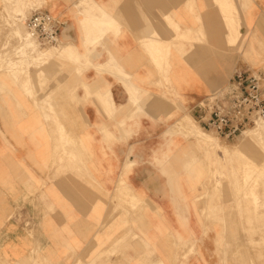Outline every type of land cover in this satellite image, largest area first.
Masks as SVG:
<instances>
[{
    "label": "crops",
    "instance_id": "1",
    "mask_svg": "<svg viewBox=\"0 0 264 264\" xmlns=\"http://www.w3.org/2000/svg\"><path fill=\"white\" fill-rule=\"evenodd\" d=\"M3 1L0 264H264V185L245 197L233 160L227 180L197 176L205 156L177 126L236 72H264V0ZM18 2L23 27L41 9L82 56L15 55ZM250 140L242 159L262 171L264 138Z\"/></svg>",
    "mask_w": 264,
    "mask_h": 264
},
{
    "label": "built area",
    "instance_id": "2",
    "mask_svg": "<svg viewBox=\"0 0 264 264\" xmlns=\"http://www.w3.org/2000/svg\"><path fill=\"white\" fill-rule=\"evenodd\" d=\"M24 29L38 45H58L62 24L41 9L24 20ZM264 72H236L222 88L206 95L192 110L201 129L232 141L264 120Z\"/></svg>",
    "mask_w": 264,
    "mask_h": 264
},
{
    "label": "bare ground",
    "instance_id": "3",
    "mask_svg": "<svg viewBox=\"0 0 264 264\" xmlns=\"http://www.w3.org/2000/svg\"><path fill=\"white\" fill-rule=\"evenodd\" d=\"M22 11H23V7L22 6L21 7L17 6V7H13L10 10H6V12L9 14L10 18L13 20L12 25H10V27L12 26V32H13V35H14V41H16V46H15V49H14L15 55L22 56V57H25V56L29 55V56H31L33 58H36V57H41V58L57 57V58L62 59V60H64V59H70V60H73V61H77L81 57V54L71 44H60V48L58 50L56 49V51H51V52L47 48H43L42 49V47L38 46V44H35L36 43L35 42L36 40H34L33 38H31L27 34L26 31H25L26 34L24 33V31L22 30V27H21V24H20L19 20L15 18L18 14L22 13ZM100 12L101 13H99V12L98 13L101 14V16H102L101 19L104 21V24L103 25L108 26V25L105 24V23H109V21L107 22V19H108L107 16L102 15V9H101ZM87 14H89V12ZM89 15H87V17ZM9 16H7V17H9ZM91 17H90V20H89L90 22L88 21L89 24H90V28L91 29H95L96 27L99 28L100 25H101V23H103V22L102 21L100 22L99 19L98 20L97 19L96 20L95 19H92ZM82 18H84V17H82ZM19 19H21V18H19ZM144 25L147 26V24H144ZM154 37H155V35H154ZM92 40H93V38L87 39L86 42H85V44L87 43V44L91 45L92 44ZM53 49H55V48H53ZM33 58H31V59H33ZM86 58H87V56H86ZM30 64H31V62H30ZM30 64H28V65H30ZM35 64L36 65H40L41 62L39 64H37V61H36ZM24 75H27V74H24ZM177 100H178V98H177ZM175 123H176V121H175ZM259 125L255 129H251V128L249 129L248 128L244 132H242V134L237 138L238 139L237 145L240 146L246 140H249L251 138L253 139V137H257L258 134H260V132L262 131L261 130V126H259ZM177 126L179 127V129L181 130V132L183 131V133L185 134V136L190 137V138H193L194 141L196 142V144H198L201 147V149L203 150V155L208 160V164L207 165L211 169H216V170L217 169H219V170L220 169L221 170L222 169H226V167H225L226 164L228 162L232 161V158H234V160L236 158L240 159L239 164L241 165V166L238 165V167L235 168L234 171H239V172H242L243 171L244 172L245 169H247V167L250 165L249 162H248V159H244V160L242 159L243 156L241 157V153H240V151H239V149L237 148L236 145L219 142V140L216 137H214L213 135L205 132L197 124H195V122L193 121V119L190 116L184 115L182 117V119H180V121L178 122ZM221 160H224V162H222ZM255 169L259 171V169H257V168H255Z\"/></svg>",
    "mask_w": 264,
    "mask_h": 264
},
{
    "label": "rangeland",
    "instance_id": "4",
    "mask_svg": "<svg viewBox=\"0 0 264 264\" xmlns=\"http://www.w3.org/2000/svg\"><path fill=\"white\" fill-rule=\"evenodd\" d=\"M29 5H31L30 3L28 4V3H16L15 4V6L14 7H17V6H19V7H23V10L25 9V8H27ZM23 12V11H22ZM6 15L7 16H9V14L6 12ZM10 17V16H9ZM12 22H13V20L11 19V21L9 22V23H7V27H8V32H7V36L10 38V39H12V40H14V35H13V32H12V26L10 27V25H12ZM20 24H21V27H22V30L24 31V33H25V29H24V27H23V25H22V23L20 22ZM89 26V31H92V30H95V31H97V32H100V28L101 27H96L95 29H91L90 28V24H89V22L87 23ZM103 34L104 33H106V30H104L103 32H102ZM26 34V33H25ZM154 35H155V37H154ZM153 35V37H152V39L151 40H149L148 41V44L149 45H154L155 46V48L156 49H162L163 48V45H164V43H162V42H160V39L157 37V35L156 34H154ZM27 36V35H26ZM90 38H93V40H92V44H91V46L92 47H95L96 45H98V36H94V37H89V38H87V39H90ZM181 39H182V37H181ZM180 39V40H181ZM97 41V42H96ZM36 43L35 44H38L39 43V41H35ZM38 46H40V47H42V49L43 48H47L50 52L51 51H56V49L58 50L59 48H60V43L58 44V45H51V46H49V45H38ZM50 48V49H49ZM53 48H55V49H53ZM90 55V52L88 53H86V56H87V58H88V56ZM18 56V55H17ZM82 56V55H81ZM22 57V56H21ZM54 58H57V57H54ZM64 60H66V61H73V60H70V59H64ZM63 64H64V62H62ZM62 64V65H63ZM258 65H260V67H262L261 65H264V60H262V61H260L258 64H256V66L258 67ZM62 67H64V65L63 66H60V68H62ZM185 115H188V116H190L189 114H185ZM191 117V116H190ZM196 124V123H195ZM260 124V125H259ZM258 125L259 126H261V128H263L264 127V120H260V121H257L253 126H251V127H249V129L251 128V129H255V128H257L258 127ZM181 131V130H180ZM205 132H207V131H205ZM207 133H209V134H211V135H213L214 137H216L217 139H219V140H222V138H220V137H218V136H216L215 134H213V133H211V132H207ZM257 138H264V132L263 131H261L260 132V134H258V136L257 137H253V139H257ZM252 138H251V140H253ZM224 141V140H223ZM236 143V144H234V145H236L237 146V148L240 150V152H241V157L243 156L242 154V151H241V149H240V146L239 145H237V142H238V139L236 138V139H234L233 141H232V143ZM199 148H201V147H199ZM258 148H260L262 151H263V149H264V147L263 146H259ZM202 150V149H201ZM198 152H199V150H197ZM202 153H203V150H202ZM243 158V157H242ZM232 160H234V158H232ZM224 161V160H223ZM222 161V162H223ZM235 165H236V168L238 167V165L239 166H241L240 164H239V161H240V159H238V158H236L235 160ZM233 161V162H234ZM249 162V161H248ZM196 163V164H195ZM189 164H191V165H193V164H195V167H193V171L195 172V174L198 176V175H201L202 174V170L203 169H207V176H211L214 172L215 173H218L219 175H220V179L221 180H227V174H221L219 171H223V170H225V169H211L210 167H208V162L205 160V158L202 156V160L200 161V160H191V162L189 163ZM230 164H232V162H230ZM249 166L247 167V169H245V171L243 172H239V171H234V173L235 174H233V175H235L236 176V178L237 179H239V180H242V182H243V186L246 188L245 189V193H244V196L245 197H248L249 196V187H251V189H253L254 188V186H259V185H264V168H263V170L262 171H258V170H256L254 167H253V163H250L249 162ZM258 169V168H257ZM237 172V173H236ZM239 172V173H238ZM222 176V177H221ZM216 184H219V182H216ZM21 260H23V259H21ZM32 262H33V264H43L42 262L41 263H38V259H37V257L36 258H34L33 260H32Z\"/></svg>",
    "mask_w": 264,
    "mask_h": 264
}]
</instances>
